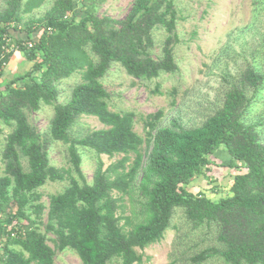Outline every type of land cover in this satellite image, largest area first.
Here are the masks:
<instances>
[{"label": "trees", "instance_id": "1", "mask_svg": "<svg viewBox=\"0 0 264 264\" xmlns=\"http://www.w3.org/2000/svg\"><path fill=\"white\" fill-rule=\"evenodd\" d=\"M41 1L3 0L0 7V59L8 63L18 52L30 63L22 74L5 77L0 67V124L9 128L1 149L0 264H55V249L72 250L82 264H141L138 250L164 238L176 208L193 230H215L217 245L190 255V264L214 257L224 264H264V143L257 132L261 122H245L249 107L261 98L264 71L244 69L200 125L158 126L157 112L147 115L141 137L133 128V111L109 109L101 80L114 63L137 80L177 72L173 49L182 18L173 0H133L123 19L78 12L77 4L92 0H53L41 16L24 20ZM157 29L165 35L155 53ZM11 31L25 35L16 39ZM10 43L18 48L4 54ZM76 72L81 79L68 101L58 102V83ZM42 105H51L53 112L48 129L40 132L27 114ZM82 115L105 127L74 134ZM53 142L67 145L68 168L51 165ZM80 149L96 154L90 182ZM219 149L228 155L227 167L237 170L229 194L218 199L193 194L188 184L214 164ZM102 154L123 157L104 168ZM65 179L66 187L49 196L42 221L45 206L38 189L48 180ZM125 195L132 202L126 216L118 214Z\"/></svg>", "mask_w": 264, "mask_h": 264}, {"label": "rangeland", "instance_id": "2", "mask_svg": "<svg viewBox=\"0 0 264 264\" xmlns=\"http://www.w3.org/2000/svg\"><path fill=\"white\" fill-rule=\"evenodd\" d=\"M53 0H42L40 5L23 16L24 20L41 16ZM133 0H92L85 6L77 4L78 12L94 11L98 16L108 15L123 19L128 13ZM179 15L176 26L178 42L173 53L178 64L175 73H164L151 80H137L129 76L123 67L114 63L101 82L109 93L107 99L111 111H133L135 114L133 128L141 137L145 136L144 122L147 115L160 112L158 126L171 125L178 122L186 128L200 125L222 103L223 93L234 84L239 83L240 73L247 67L255 66L264 71L262 57L264 49L262 37L264 34V0H173ZM4 4L0 0V7ZM161 29L155 30L157 47L164 37ZM11 71L22 74L30 65L25 61L22 65L18 59L13 60ZM8 67V66H7ZM7 67L3 70L4 77L10 76ZM81 79L76 72L71 77L58 83L60 91L58 102H67L72 87ZM252 91H248L250 96ZM52 106L42 105L38 112L28 113V120L40 132L46 131L52 116ZM245 122L257 123V132L264 143V88L261 98L254 101L245 115ZM105 127L96 117L82 115L73 127L74 134H85L89 131ZM0 174L3 163L1 149L9 128L0 124ZM142 144L141 151L144 152ZM82 155V170L90 182L95 166L96 154L93 151L80 149ZM51 165L57 168H68L67 145L53 142L48 149ZM128 155V166L133 158ZM104 168L123 157L117 154L113 157L100 155ZM228 155L219 149L215 154L214 164L204 169L202 173L192 178L187 188L193 194L206 193L211 199H218L229 194L232 176L236 169L227 167ZM140 175L137 176V181ZM68 180L47 181L38 189L40 201L45 209L42 221L46 219L47 204L51 194L62 191ZM114 196H120L113 193ZM137 192H135L136 196ZM130 198L125 195L121 201L124 216L129 214ZM121 220V224H123ZM43 230V226L40 227ZM51 236V235H48ZM48 244L54 248L52 242ZM217 245L215 230L203 226L193 230L186 220L183 210L176 208L172 226L164 238L157 243L138 250L143 254L141 264H190L189 256L210 246ZM1 247V246H0ZM55 264H82L72 250L59 251L55 249ZM113 264H118L114 262ZM205 264H224L214 257Z\"/></svg>", "mask_w": 264, "mask_h": 264}, {"label": "crops", "instance_id": "3", "mask_svg": "<svg viewBox=\"0 0 264 264\" xmlns=\"http://www.w3.org/2000/svg\"><path fill=\"white\" fill-rule=\"evenodd\" d=\"M11 33H12L13 37H15L16 39L25 35L22 31H20V32L11 31ZM14 59H18V63L21 65L25 62L21 53L14 52L13 55L11 56L9 62H8V67H7V69H9V71H10V74H12L14 72V71H11L12 65L15 64L13 61ZM3 75H4V72H3Z\"/></svg>", "mask_w": 264, "mask_h": 264}, {"label": "built area", "instance_id": "4", "mask_svg": "<svg viewBox=\"0 0 264 264\" xmlns=\"http://www.w3.org/2000/svg\"><path fill=\"white\" fill-rule=\"evenodd\" d=\"M7 41H9V40L7 39ZM25 44H26L27 46H31V45H32V44L29 43V42H27V43H25ZM17 48H18V46H17L16 44H14V43H10L8 47H5V48H4V54L7 53V52H11V51H13L14 49H17ZM4 54H3V55H4ZM7 66H8V63L5 62V61H2V60L0 59V67L2 68V70H4ZM10 235H11L12 237H14V236H15V233L11 232Z\"/></svg>", "mask_w": 264, "mask_h": 264}, {"label": "water", "instance_id": "5", "mask_svg": "<svg viewBox=\"0 0 264 264\" xmlns=\"http://www.w3.org/2000/svg\"><path fill=\"white\" fill-rule=\"evenodd\" d=\"M263 205H264V201H263V203H262Z\"/></svg>", "mask_w": 264, "mask_h": 264}]
</instances>
